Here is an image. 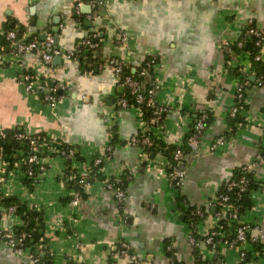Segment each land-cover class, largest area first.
I'll use <instances>...</instances> for the list:
<instances>
[{
	"label": "crops",
	"instance_id": "crops-1",
	"mask_svg": "<svg viewBox=\"0 0 264 264\" xmlns=\"http://www.w3.org/2000/svg\"><path fill=\"white\" fill-rule=\"evenodd\" d=\"M248 20L264 27V0H100L93 9L87 0H0V30L13 26L29 37L49 35L51 45L59 50L47 70L37 52L14 55L11 44L0 36V129L45 132L69 144L78 173L85 172L91 159L110 143L102 169L125 176L121 204L100 180H94L77 205L70 206L65 161L60 155L43 157L44 169L32 188L19 170L6 171L0 192L40 212L41 238L33 252L41 261H33L29 250L17 253L0 240V264H106L120 240L144 263L167 264L165 245L169 244L178 262L191 264L188 227L172 194L203 209L197 223L202 233L215 221L213 199L222 183L256 154L263 161L253 166L252 175L264 182V87L250 82L252 74L245 88L246 107L241 110L246 123L210 148L215 136L226 130V114L239 81L225 68V54L218 43L237 38ZM93 31L94 46L84 47L80 55L88 61L79 63L66 56L77 40ZM120 32L123 44L117 42ZM261 54L264 57V43ZM148 55L159 63L151 74L153 94L165 109L161 124L152 129L162 140L180 143L196 112L211 114L197 150L183 155L185 176L176 189L158 170L164 162L160 153L125 144L132 133L147 125L131 106H114L122 87L105 58L113 56L134 68ZM229 60L230 66L240 64L249 70L247 51L232 50ZM25 71L41 75L49 84L63 83L53 106L24 89ZM149 78L143 76L141 84L146 85ZM249 198L239 221L258 224L264 243V186L252 187ZM5 209L1 206V212ZM19 217L3 214L1 223L19 226ZM198 250L203 258L213 256L203 244ZM218 251L220 261L215 264H238L237 248L220 245Z\"/></svg>",
	"mask_w": 264,
	"mask_h": 264
},
{
	"label": "built area",
	"instance_id": "built-area-1",
	"mask_svg": "<svg viewBox=\"0 0 264 264\" xmlns=\"http://www.w3.org/2000/svg\"><path fill=\"white\" fill-rule=\"evenodd\" d=\"M100 0H87L89 6L93 9ZM80 4V1L76 2V7ZM77 11V9H76ZM90 15V14H89ZM4 39L11 44L12 52L14 55H20L25 52H37L42 59V63L47 70L51 69V58L54 54L59 53V50L52 46V39L49 35L45 36L43 39H39L36 36L29 37L25 34H18L15 28H9L2 31ZM117 42L123 44L124 36L120 32L118 33ZM96 38V32L93 31L87 36L77 40L76 44L71 50H67L66 56L71 58L73 61L77 62L82 48H92L95 44L94 39ZM252 40L255 47V51L252 53V59L259 60L264 57L261 54V48L264 43V27L259 26L248 20L244 25L242 32L234 40L222 39L218 43V47L224 54H229L232 51V48H239L247 40ZM105 62L110 66L112 72L115 75L116 83L121 87H127L129 92L133 94L134 100L136 103L145 102L146 105L151 107L152 116L150 117V122H155L157 120L159 112L165 109L164 106L159 104L154 98V87L155 80L152 78V71L157 68L159 63L157 62L154 55H148L138 68V75L145 76L149 75L147 89L143 94L140 91V85H142V79L133 77L128 73L122 74V61H119L113 56H108L105 58ZM225 65H230L229 57L224 59ZM239 69L244 73L248 72L244 69L243 66L238 64ZM134 69V68H132ZM244 76V75H243ZM249 77V76H248ZM247 77V78H248ZM22 83L24 89L37 97H39L43 102L49 106H53L58 100L60 95L57 93V90L63 87V83L52 82L49 84L41 75L23 72L22 73ZM247 79L242 78V80L237 82L236 91L234 100L228 108L227 114L232 116L236 111H238L240 106L239 102L244 97L242 96V84L245 83ZM256 85L264 87V80L258 76L255 79ZM237 103V104H236ZM114 106L117 108H124L131 106L137 113L141 122H144L141 111L138 107L127 102L124 96H119L115 99ZM206 117L205 112H201L194 120L192 121L191 132L186 137V144L189 149L196 151L198 148L199 137L203 128V120ZM244 123H237V128ZM141 129V128H140ZM5 138H12L22 144L27 146L26 150L23 148H17L15 150V155L17 158L10 165L8 157L2 153V148L0 146V181L4 178L5 172L8 170H19L22 174V177H28L31 179L32 187L35 186L38 182V175L44 169L43 157L46 154L56 153L62 157L65 161V167L63 169V175L66 178V181H69V198L68 204L70 206H76L79 200L83 197L86 192L87 186L90 182L94 180H100L102 185L112 192L116 201L121 204L125 198V176L121 178L120 176H114L109 173H105L102 169L103 160L110 155L112 145L110 143L104 146V151L102 154H96L87 167L85 172L78 173L74 168V151L72 146L67 143L61 142L57 139L51 138L45 132H29L26 129H0V140ZM224 135L222 133L215 136L210 148L213 149L217 145L222 144L225 141ZM175 143V142H170ZM125 144H134L137 145L140 149L142 147H148L152 144V139L142 133L134 132L128 139L125 141ZM142 150V149H141ZM144 152V151H143ZM184 153L182 149L177 147L173 151L172 163H169L168 160L164 159L163 164L158 167V170L163 174L164 178L168 182L169 186L176 189L181 186L185 176V170L182 166V159ZM263 158L256 154L254 159L248 163L241 164L238 166V175L235 177H230L226 179L223 184L226 191L233 189L235 196H239L242 191L245 190L248 182V174L252 173V168L254 165L262 162ZM93 168V169H92ZM99 173L102 175L100 178L96 175ZM253 178V175H252ZM254 179V178H253ZM257 180V179H256ZM258 186H264V182L257 180ZM175 193L172 194V199L174 201L176 209L180 210V206H185V201L180 200V206L178 205L179 201L174 200ZM214 204L218 206L214 210L213 215L215 221L213 224L209 225L205 232L199 233L197 230V224L195 228H189L186 234V240L195 249V253L192 255V262L195 264H215L220 261L219 256V246H226L231 248H237V260L238 264H264V250L253 252V258L250 261H244L245 248L247 244L259 241V232L260 228L258 224H250L246 222L239 221L237 213V205L229 201L228 194L225 192H217L214 195ZM17 205L15 202H10L5 209V213L0 211V240L5 241L9 246L13 247L17 253H22L25 250H29V256L35 262H40L41 257L39 254H34L30 245H27L25 239L30 236V232L21 230L20 232H14V225L2 224V216L8 218L13 214H16ZM31 208V207H30ZM181 212V210H180ZM192 214L203 217V209L196 207L191 211ZM17 215V214H16ZM225 221L228 224L229 220H238L234 226L233 233L231 236L225 234L223 227L217 222V220ZM19 226L24 224V220L19 217ZM195 232V233H194ZM198 234L199 236H195ZM203 244L212 251V258L206 259L200 255L198 248ZM165 249L169 252L167 253V264H177L176 258L174 257L171 247L169 244L165 245ZM106 264H152L144 263L140 258L136 256L135 253L129 251L128 244L122 240L115 243L114 249L111 251L109 260ZM183 264V263H182ZM190 264V263H189Z\"/></svg>",
	"mask_w": 264,
	"mask_h": 264
},
{
	"label": "trees",
	"instance_id": "trees-1",
	"mask_svg": "<svg viewBox=\"0 0 264 264\" xmlns=\"http://www.w3.org/2000/svg\"><path fill=\"white\" fill-rule=\"evenodd\" d=\"M9 28H14V27L13 26L7 27L5 29H9ZM2 31L3 30H0V34H1L0 36H2V38H4ZM17 33L22 34V31L17 30ZM83 49L84 48L81 49L80 55H81V52L83 51ZM89 50H91V48H89ZM232 50L233 51L245 50L249 53L250 66H249L248 72L244 73L242 70L239 69L238 65H235V66L225 65V68L230 70L234 76L238 77L239 81L242 80V78H244V76H245V79H247V81L242 84V90H241L242 96L245 98V88L247 87V83L250 81V79L248 77L249 75H251V74L253 75V79L250 82L254 85H256L255 84L256 83V81H255L256 77L260 76L264 80V60L263 59H259V60L252 59V53L255 51V47L253 45L252 40H249V39H247L241 45V47H239V48L233 47ZM80 55L78 57L77 62L81 63L83 61H88L87 58L83 59V57ZM229 55H230V53L225 54L224 58L229 57ZM141 64H142V62H141ZM141 64L139 63L138 65L134 66V69H132L130 65L123 63L121 73L122 74L128 73L135 78L142 79L143 76L138 75V68ZM88 67H91V65L89 64ZM121 89L122 90L117 94V97L124 96L128 103L138 107L141 111V116L144 120V123L147 125V129H138L136 132L146 134L152 139L151 146H148V147L147 146L146 147L140 146L142 151H144V152L154 151L155 153H160L164 157V159L168 160L169 163H172V155H173V151L175 150V148H177V147L181 148L183 153L190 150L186 144V137L191 132L192 121L194 120V118H196L198 115H200L201 112L206 113V117L203 120V128H202V131H203V129H204V127H205L206 123L208 122L210 115H211L210 112H208L207 110H200V111L196 112V114L192 116L190 128L183 134L182 141L180 143L166 142L165 140H162L160 138L158 132H154V130L152 129L153 127H159V125L161 124V116H162L161 113L162 112L161 111L159 112L157 120L155 122H150V117L152 116L151 107L149 105H146L145 102L136 103V101L134 100L133 94L129 92L127 87H122ZM139 89L143 94H145L144 92L147 89V85L142 84V85H140ZM238 105L240 106L239 107L240 109L238 111H236L232 116H230L229 114H226V118H225L226 119V130H224L222 132L224 137H227L231 132H233L237 129V126H236L237 123H244L245 122L244 116L241 115V110H243V108L246 107V103L242 99L241 102L238 103ZM13 129H15V128H13ZM16 129H18V128H16ZM8 130H11V129H8ZM202 131H201V134H202ZM201 134H200V136H201ZM199 139H200V137H199ZM113 141H114V136H112V142ZM0 146L2 148V150H1L2 153L8 157L10 165L17 158V156L15 155L16 154L15 150L17 148H23L26 150V148H27V146L25 144H22L21 142L13 140L12 138H5V139L0 140ZM75 159H76V155H75ZM88 167L90 168L91 166H88ZM238 170L239 169L237 167V169L235 170V173L232 177H235L238 175V172H239ZM96 175L99 178L102 176L99 173H97ZM120 177L123 178V175ZM248 177L249 178H248V182H247L245 190L242 191L240 193V195L237 197L233 193V189L226 191L223 183H222L220 189L218 190V192L227 193L228 197H229V201H231L237 205L238 219H239V215L250 204L249 190L252 187L258 186L257 180L252 178V173H249ZM22 180L28 185V187L32 188L31 179L24 176L22 178ZM67 184L69 187L70 182L67 181ZM174 200L179 201L178 205L180 206V200H183V197L181 195H179L178 193H176L174 196ZM10 202L16 203L17 208H16L15 213L24 220V224L22 226H15L14 227V232L18 233L21 230H25L27 232H30V236H28L25 239V242L27 245L31 246L32 250H35L36 249L35 245L37 242L40 241V238H41V235L38 234V228H37V221H38V217H39L40 212L34 208H30V207L26 206L23 203H20L18 200H16V198H14L12 196H8V195L4 196V194H2L0 192V211H1V206L6 207ZM196 207H199V206L190 205L186 201H185V206H180V210H181V214H182V220L186 223L188 229L189 228L194 229L195 225L202 218L201 216H198V215L191 213V211L194 210ZM199 208H201V207H199ZM217 208H218V206H215L214 210ZM236 221H238V220H229L228 224H227L225 221L223 222L220 219L217 220V222L223 227V230H224L225 234H227V236L232 235L234 226L237 223ZM195 236H199V235L195 234ZM245 249L246 250H245V255H244V261H250L253 258V252H255V251L260 252V251L264 250V243H261L259 241H254V242L248 243L247 248H245ZM195 251L196 250L193 249V251H192L193 254L195 253ZM176 263L182 264V263L178 262L177 260H176ZM191 264H195V263L193 262Z\"/></svg>",
	"mask_w": 264,
	"mask_h": 264
},
{
	"label": "water",
	"instance_id": "water-1",
	"mask_svg": "<svg viewBox=\"0 0 264 264\" xmlns=\"http://www.w3.org/2000/svg\"><path fill=\"white\" fill-rule=\"evenodd\" d=\"M251 78L253 79V76H251ZM129 251H132L131 248H129Z\"/></svg>",
	"mask_w": 264,
	"mask_h": 264
}]
</instances>
